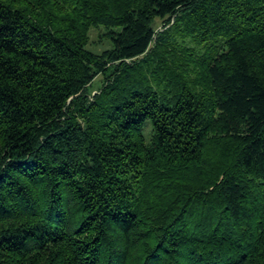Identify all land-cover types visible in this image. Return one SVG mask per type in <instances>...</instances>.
I'll list each match as a JSON object with an SVG mask.
<instances>
[{"label": "trees", "instance_id": "1", "mask_svg": "<svg viewBox=\"0 0 264 264\" xmlns=\"http://www.w3.org/2000/svg\"><path fill=\"white\" fill-rule=\"evenodd\" d=\"M0 264H264V0H0Z\"/></svg>", "mask_w": 264, "mask_h": 264}, {"label": "rangeland", "instance_id": "2", "mask_svg": "<svg viewBox=\"0 0 264 264\" xmlns=\"http://www.w3.org/2000/svg\"><path fill=\"white\" fill-rule=\"evenodd\" d=\"M161 28V23L159 21H156L155 23V30L158 32L160 31ZM100 31L95 30L90 32V38H89V45L88 49L94 53H99L100 51L104 50L106 48V43H102L98 40V37L100 36ZM99 79H97L93 84H92V91L94 92L96 90V82H98ZM148 131H149V124L146 125L145 130H144V135L147 137L148 136Z\"/></svg>", "mask_w": 264, "mask_h": 264}]
</instances>
